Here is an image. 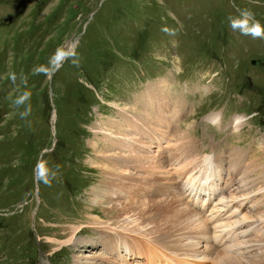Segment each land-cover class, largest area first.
<instances>
[{"label":"rangeland","instance_id":"1","mask_svg":"<svg viewBox=\"0 0 264 264\" xmlns=\"http://www.w3.org/2000/svg\"><path fill=\"white\" fill-rule=\"evenodd\" d=\"M237 8L264 23V0H0V264H74L102 252L80 247L101 239L87 219L101 180L90 167L100 161L91 147L98 125L118 122L115 103L130 104L164 78L185 108L177 119L193 124L165 143L170 149L194 138L200 157L229 162L233 148L264 155V39L229 27ZM218 114L220 127L208 122ZM40 160L57 171L50 185L36 178ZM237 174V198L264 184L257 166ZM249 207L252 225L264 200ZM85 222L71 246L48 241Z\"/></svg>","mask_w":264,"mask_h":264},{"label":"bare ground","instance_id":"2","mask_svg":"<svg viewBox=\"0 0 264 264\" xmlns=\"http://www.w3.org/2000/svg\"><path fill=\"white\" fill-rule=\"evenodd\" d=\"M169 88L165 78L150 84L130 104L113 105L121 111L118 122L98 125L91 147L100 161L91 159L90 167L101 180L89 192V225L72 226L65 240L48 239L62 248L86 225L99 233L100 240L80 247L102 252L77 255L74 264H264V215L245 221L251 202L264 200V184H252L241 198L232 191L233 182L241 183L240 166L264 170L263 153L233 148L229 162L215 153L200 157L194 138L170 149L165 143L181 139L186 128L191 134L193 124L177 119L185 108Z\"/></svg>","mask_w":264,"mask_h":264},{"label":"clouds","instance_id":"3","mask_svg":"<svg viewBox=\"0 0 264 264\" xmlns=\"http://www.w3.org/2000/svg\"><path fill=\"white\" fill-rule=\"evenodd\" d=\"M237 15H229L227 17L229 27L233 31H238L241 35L250 36L253 39H264V23L256 18L253 11L248 8H237ZM67 54L58 49L54 57L56 61H61L66 58ZM236 123L239 124L244 117L237 116ZM221 120V116L218 114L211 123L213 126H218ZM210 160L211 157H208ZM58 169V166H57ZM36 178L42 181L46 185H50L51 179H54L57 175V171L49 168L48 162L40 160L35 167Z\"/></svg>","mask_w":264,"mask_h":264}]
</instances>
